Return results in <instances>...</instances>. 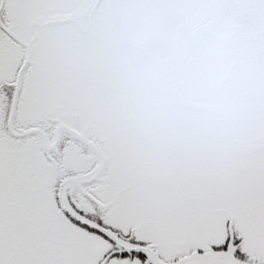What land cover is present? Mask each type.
Segmentation results:
<instances>
[{"label": "snow or ice", "instance_id": "obj_1", "mask_svg": "<svg viewBox=\"0 0 264 264\" xmlns=\"http://www.w3.org/2000/svg\"><path fill=\"white\" fill-rule=\"evenodd\" d=\"M0 264H264V0H0Z\"/></svg>", "mask_w": 264, "mask_h": 264}]
</instances>
